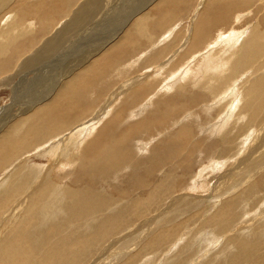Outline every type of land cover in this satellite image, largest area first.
Masks as SVG:
<instances>
[{"label": "rangeland", "instance_id": "obj_1", "mask_svg": "<svg viewBox=\"0 0 264 264\" xmlns=\"http://www.w3.org/2000/svg\"><path fill=\"white\" fill-rule=\"evenodd\" d=\"M6 1L7 2L2 8H0V18L2 17V19H0V30L5 26V23L9 19L8 16L11 13L12 15L10 14L11 16L9 17H11V20L14 22L10 20L9 23L17 22L16 25L18 27L20 26L18 29H22V31L21 29L18 30V34L21 36L23 35V37L27 36L29 39H27L28 43H31L28 44L27 40L24 41L29 47H27V50L23 51L24 53L20 52L23 57L22 55L20 56V54L14 55L15 48H9L10 51L8 50L9 52H7L5 56H2L4 59L0 56V66L4 65V67H0V111H3L0 113L1 117H3V114L5 117L4 111L13 103L14 94H12V92L13 89H16L14 86L15 82H18L21 76L24 75L21 84H18L21 86L22 93L20 92L21 95L17 98L19 103L16 104L15 102L16 105L12 113L15 117L13 122L24 120V118L31 115L36 110L37 107L35 106L40 105L41 102L35 104L34 99H36V96L39 94L41 95L40 92L48 94L49 96L50 94H55L56 87L60 84H58V81L55 83V78L53 77H56V71L54 69H49L48 64L57 63L60 67V59L65 52H67L66 68L68 72L75 66L73 62H75L77 56L81 55L84 50L89 49L91 52L93 50V55L91 58L89 55L87 56V54L82 57H87L86 59L90 58V61L97 59L103 55L104 51L102 52V49L106 50V47L111 43H118L120 39L114 35L118 34L121 38L129 29L136 28V19L141 12L146 10H150L151 13L150 18L152 19L147 23L146 31L152 39L148 41L146 40L148 38L145 37L146 39H144V36L140 38L137 34L136 36L133 33L135 36L133 44L135 45L132 48L129 46L130 50L123 56V60L117 61L118 64L116 66L110 69L107 68L99 74L97 73V69H94V71L91 70L93 71L92 80H88L85 84H82L86 90H83V97H80L82 100L80 99L77 101L79 103L78 105L76 104V109H78L77 111L75 109V111L71 113L72 117L70 121L66 122V128L60 132L57 130V132H54L55 134H51L49 138L47 137L49 140L46 139L42 141L40 145L38 144L36 146L37 148L33 146L18 153L17 157H13L14 159L10 158L9 155L7 157V162L3 164L4 166H0V233H2L0 234V264H62V261L59 260L62 253L63 257L66 254L64 257L66 258V263L64 264H258V262H260L259 264H264V121H262L263 123L260 122V124L253 125L254 127H249V114L245 117V114L242 112V107L241 111L240 109L238 111V107H236L235 110L237 112L235 115L232 104L233 101L228 104V98H231L233 95L231 91L240 90L239 87H241L242 90L240 92H243L245 89L246 93L248 90L251 91L252 83H250V81L254 79L252 76H255V79H257L256 77L260 78L259 76L264 78V68H261L259 65L256 74L250 73L251 70L242 72L244 79L243 77H237L234 82L232 81L234 85L229 82L228 86H222V88H218L217 90H215V86L213 87L214 90H204V87H202V85H204V78H207V75H219L215 73L217 72L215 70L207 72V69H210L211 66L207 62V58H205V53L207 51L212 52L215 59H209V62L216 63L217 60V63L221 64L223 67L227 63L223 51L225 47L227 48L229 46L227 43L229 37L233 35V37L231 36L230 38L234 40L237 39L236 43H238L241 38H245L248 32L246 28L252 23H255V16H257V20L262 19V16H264V7L262 8L263 11H261L258 2L253 0H242L238 13H236L235 18L231 19L230 26L227 28L217 27L216 31L212 33L213 36L211 35L203 46L197 48L190 54L186 50L192 43L194 37L196 20H198V16H200L199 10L205 5L207 0H191L185 9L178 10L175 13V18L170 24L168 23L163 26L160 25V20L165 17L166 13L161 12V10L153 11L155 8L154 4L157 0H124L123 4L122 0H108V10H114L112 6H116L117 9L120 7L117 12L114 11V13L110 15L106 13L108 6L105 7L106 9L102 8L101 11H90L91 9H82L83 7L81 4H83L85 0H71L70 4L66 6V13L64 15L61 14L60 16L62 18L58 21H55L58 12L52 13L51 15L45 13V16L42 12L40 16L39 13H33L31 15L30 13L29 15H23L18 11L14 13L13 9H15V7H12V5L15 6L14 4L17 1H26L27 4L33 5L41 3L42 0ZM143 1L144 5L142 9L136 11V14H133L132 17L127 20V17H129L128 13L123 14L127 11L125 10L126 6L124 7L125 3L129 2L132 4L136 2L139 4ZM246 3L247 5H245ZM92 9L95 8L92 7ZM78 10L82 11L80 18V11L78 12ZM94 12H96V14ZM16 13L17 15H15ZM94 14V22L83 23L86 21L85 18L92 17ZM129 14L131 15V13ZM50 18H52L53 21H51V23ZM43 19H46V21L44 22ZM236 20L240 22V25H238ZM34 22L36 23L34 24ZM43 22L44 24L46 23V27H43ZM25 23H28V25L26 26ZM1 24L4 25L2 26ZM73 24L75 25L74 27ZM173 26L175 29L170 33L169 31L172 30ZM36 27L38 29H36ZM43 28H46L45 32L47 34L44 32ZM261 29L264 30V26ZM34 30L35 32L33 33ZM39 30L43 31V33ZM57 31L59 33L58 35ZM241 31L244 33L239 35ZM227 35H229L228 38L226 37ZM33 37L35 40H33ZM224 37L226 38L224 39ZM47 39H50L51 42H58L59 46L55 50L52 47L54 51L52 49L47 51L48 44H50V41ZM240 42L238 44H240ZM19 43H21V41ZM105 43L106 45L104 46ZM35 44L38 46H35ZM100 44H102L103 47L99 46ZM211 45L215 47H211ZM98 46L100 48L102 47L100 51H98ZM165 47L167 48L164 50L163 54L161 56H156V54ZM94 49L96 50L94 51ZM44 50L46 51L44 52ZM35 51L45 53L46 57H48L47 53L49 52L51 53V58L49 57L50 59L48 62L44 64L42 62L37 67L36 73L28 71L30 69H23L25 70L23 73L19 65L21 64V60L22 62L25 60L26 56H24V54L30 55L33 52L36 53ZM96 51L98 52L96 53ZM219 51H221V53ZM60 54H62V56ZM8 57L9 59H7ZM19 57L21 58L19 59ZM180 58L181 60L178 61ZM70 62L71 64H69ZM15 66L17 69L13 68ZM199 66L201 67L199 68ZM250 68L251 67H247L246 69ZM76 70L77 71L68 73V77L71 78L79 69ZM222 70H224V68ZM222 70L219 72H222ZM8 73H10L11 77ZM31 73L33 74L31 75ZM228 73L229 71L227 74ZM197 74H199V76ZM68 77H66V79ZM96 77H98V79ZM179 79L181 80L179 81ZM50 87H52V89H50ZM236 87H238V89ZM182 88H185L186 91L183 92L184 94H178ZM143 89L147 90L145 94L141 92L144 91ZM229 91L231 94H229ZM129 96L132 97L129 98ZM136 97H138L139 100ZM193 98L194 101H190ZM14 99L16 100V96H14ZM167 100H175L176 103L174 102V104L168 105ZM30 102H32V105ZM216 102L220 103L216 104ZM203 103H211L210 105L215 108H211L209 104L205 105ZM29 104L31 106H29ZM231 106L233 109H230ZM169 107L175 111L170 110V113H167L166 117H160L161 115L159 112L165 110V108V111H168ZM203 107H206L205 110ZM184 109H186V112ZM222 110H226L225 112L230 116L228 122L221 126L222 128L224 126L227 127L226 129L228 130L226 131L216 126L218 128L216 132H219V129L222 131H220L219 135H216L218 134L216 133L214 135L215 137H213L210 135L209 128L213 126V123L216 125L217 122L215 119L221 116ZM99 111L102 115L95 118ZM203 111L206 112V115ZM217 111L220 112L218 113ZM196 112L201 119L196 116ZM185 113H188L187 115L189 117L191 116V118L188 119L189 117ZM201 114L202 116H200ZM214 114H216V116ZM167 115L169 116L167 117ZM193 116L195 117L192 120ZM1 117L0 119L2 120ZM238 117L241 119L239 120ZM197 118L198 120L194 122ZM27 121L28 118L22 122L18 128L9 132L8 137L12 136L11 141L16 138V135L22 133L23 129L21 128H25ZM111 121H114L113 125H111ZM186 121L190 124L188 125ZM238 122L243 133L239 134L237 138L234 136L230 138L235 139L236 142L234 143H237V141L240 142L238 144L240 145L238 150L234 151L236 148V146H234L235 148L232 149L231 155H235L242 149L240 151L242 154L240 153V156L238 155L235 160L241 163V168L236 170L233 167L235 164V161H233L234 158L232 159L229 156L226 157L225 160L230 159V161L224 164V167L218 165V163L220 164V162L223 161V159L220 160L221 153L219 151H221L223 144L219 141V137L221 133L228 137L229 133L236 129L235 126H238ZM240 123H243V125ZM182 125H187L186 132H190V134L188 133L187 135H189L188 140L190 141L191 139V141L187 143V146L180 145L176 137ZM43 127H45V125ZM164 127L166 129H164ZM204 127L205 129H203ZM4 129L5 127L2 128V130ZM103 130L106 132L103 137L106 141L105 145L108 144V146H112L113 141L124 139L122 147H127L126 150L120 147L124 152H122V150H117V152H120V154H118L119 159L113 160L108 168L107 166H95L100 161L95 162L94 160L93 162V160H90L94 157L95 151L98 148L97 147L94 149L95 151L93 150V152H91L89 149L91 143L96 137H100L99 134ZM75 132L78 134L76 135ZM260 137L261 139H259ZM62 140H64L63 144ZM200 141L203 143L198 144L196 149H192L195 148L194 144ZM47 144L51 146L49 145V148H47ZM63 145L66 148H64ZM43 147L47 150L44 151ZM172 147H174V150ZM53 149H56V154L49 153ZM180 149L185 152L182 154V151H179ZM37 150L40 151L41 154L37 152ZM58 150L60 155H57ZM198 150L202 152H198ZM191 151H193V153ZM187 152L188 154H185ZM183 155L186 156L184 157ZM212 155L215 156V159ZM188 162L192 165L190 168L185 167V163ZM248 162L250 164L253 162L251 165L248 164L250 167L247 165ZM254 165L256 168L250 169L251 167H255ZM26 167L29 168L28 171ZM219 167L223 168L218 170ZM154 170L156 172H154ZM222 173H228L231 179L227 185L225 183H219V176H221ZM254 173L255 175H253ZM195 175H198V178L202 176L203 179H198ZM40 176H43V178ZM169 180L172 181L169 182ZM45 181H47V183ZM21 182H23V184H21ZM254 183L255 186L258 187L254 193L257 194L256 197L246 196V192H252L250 188L253 187L252 184ZM48 184H52L53 189L47 192V200H45L46 202L44 205L39 201L35 204L26 201L33 193H38ZM221 184L222 187H224L223 189H215V187H220L219 185ZM11 186L21 188L20 194L18 196L16 195L15 198L9 197L11 196V190L9 189L14 188ZM173 187L175 188L174 190ZM83 188H93V192L98 193L96 195H105L107 197H96L97 199L101 198V200L97 201L95 199L91 204L87 202L85 205L86 208H83V206L81 207L82 215L79 216V207L85 203L80 199ZM70 191H75V194L71 196ZM238 193L240 194L238 195ZM177 195L185 197H181L177 201L175 200ZM225 198L237 199V205L230 215L232 218L230 216V218H224L225 222L228 223L226 229L223 226V228L219 227L218 229V225L221 224V222H217V226H215L214 223L216 221L205 224V222H209L210 219L217 214L223 206L221 203H224L223 199ZM48 201L51 204H46ZM76 201L78 202L76 203ZM81 201L82 204L80 203ZM107 225L109 227H107ZM211 233H213L215 237L214 241L212 240L214 243L208 236L204 237V235H211L213 237ZM205 238L209 239V241L207 240L206 242ZM112 242L113 246L110 245ZM60 245L63 246L61 247ZM64 245L66 246L64 247ZM194 249H196V251ZM237 258H239L240 262H238L239 260Z\"/></svg>", "mask_w": 264, "mask_h": 264}, {"label": "bare ground", "instance_id": "obj_2", "mask_svg": "<svg viewBox=\"0 0 264 264\" xmlns=\"http://www.w3.org/2000/svg\"><path fill=\"white\" fill-rule=\"evenodd\" d=\"M12 1V0H11ZM43 1V0H42ZM41 1V3H36V4H33V5H29V4H27L26 3V1H21V2H19V1H17V2H15V6H13L12 5V7H15V9H13L14 10V13L15 12H19V13H22L23 15H29V13H30V15L31 14H33V13H39V16L40 15H46V14H48V15H51L52 13H56V12H58L56 15H57V17H56V20L55 19H53V20H55V21H58V20H60L62 17L60 16L61 14L62 15H64L65 13H66V6H68L69 4H70V2H71V0H49V1H47V0H44L43 2ZM191 0H157L156 2H155V8L153 9V11H160L161 10V12H164V13H166V15H165V17H163L161 20H160V25H167L168 23L170 24V22H172L173 21V19L175 18L174 17V15H175V13L178 11V10H182V9H185L186 7H187V5H189V2H190ZM204 1V0H203ZM242 0H207L206 1V3H205V5L199 10V13H200V16H198V20H196V25H195V32H194V37H193V40H192V43L188 46V48H187V52L188 53H193L197 48H199V47H201V46H203V44L207 41V39L209 38V37H211V35H212V33H213V31H216V28L218 27H222V28H227L228 26H230V24H231V19H233V18H235V15H236V13H238V9H239V7L241 6V4H240V2H241ZM253 1H256V2H258L260 5H259V9L261 10V11H263V7H264V0H253ZM7 1L6 0H0V8H2V6L6 3ZM30 2V1H29ZM193 2V1H192ZM245 2V1H244ZM251 2V1H250ZM124 3V0H122V4ZM249 3V2H248ZM10 4V3H9ZM13 4V3H12ZM138 3H136V2H133L132 4H130L129 2H126L125 3V5H124V7L126 6V8H125V10H127L126 12H124L123 14H127L128 13V15H129V17H127V20L128 19H130L131 17H132V15L133 14H136V11H139L140 9H142V7H143V5H144V1L142 2V3H139L138 5H137ZM234 4H236V5H234ZM8 5V4H7ZM245 5H247V3L245 4ZM251 5V4H250ZM80 6V5H79ZM81 6L83 7L82 9H87V10H90V11H97V10H99V11H101L102 10V8H104V9H106L105 7H107V10H108V8H109V1L108 0H85L84 2H83V4H81ZM112 6V5H111ZM128 6H130V7H128ZM9 7H10V5H9ZM11 7V8H12ZM92 7L93 8H95V9H92ZM113 8H114V10H111V9H109L108 11L106 10V13L107 14H112V13H114V11L115 12H117V10L120 8H118L117 9V7L115 6H112ZM111 7V8H112ZM154 7V6H153ZM235 7V8H234ZM4 8V7H3ZM7 8H8V6H7ZM158 8H160V9H158ZM62 9V10H61ZM81 10V9H80ZM80 10H78V12L80 11ZM8 11V10H7ZM98 11V12H99ZM134 11V12H133ZM244 11V10H243ZM9 12V11H8ZM41 12H42V14H41ZM76 12H77V10H76ZM84 12V11H83ZM122 12V11H121ZM4 13V12H3ZM46 13V14H45ZM82 13V11H80V13H79V18H80V14ZM87 13H89V12H87ZM95 14H96V12H94ZM129 13H131V15L129 14ZM5 14V13H4ZM11 14V13H10ZM9 14V16H11ZM77 14V13H76ZM95 14L92 16V17H88V18H85V20L86 21H84L83 23H92V21L94 22V16H95ZM170 14V15H169ZM15 15H17V13L15 14ZM83 15V14H82ZM90 15V14H89ZM150 15H151V13H150V10H146V11H143V12H141L140 13V15L138 16V18L136 19V28H134V29H129L125 34H123L122 35V37L120 38V36L118 35V34H116V35H114L115 37L117 36L120 40L118 41V43H111L109 46H107L106 47V50H103L102 49V44H100L99 46H102L101 48L98 46V51H100L101 49H102V52H103V55L102 56H100V57H98L97 59H94V60H91L90 61V58H91V56L93 55L92 54V52H93V50H92V52H91V50H84L83 52H82V54L81 55H78L77 56V54H76V56H77V58H76V60H75V62H73V63H75V66L73 67V68H71L69 71L70 72H73V71H77L76 69H79L78 70V72L77 73H75L74 75H72V77L71 78H69L68 76L69 75H67L68 73H70V72H68V69L66 68V53L67 52H65L64 53V55L62 56V54H60L61 56H62V58L60 59V67H59V65L56 63V64H54V63H47L48 64V68L49 69H54L55 71H56V77H53V78H55V83L58 81V84H60L58 87H56V90H55V94H50V96L48 95V94H45V93H43V92H40L41 93V95L39 94L38 96H36V99H34L35 100V104H37L38 102H41L40 103V105H36L35 107H37L36 108V110L31 114V115H29V116H27L26 118H24V120H17V122H13L14 120V116H13V109H14V106L16 105V104H18L19 102H18V100H17V98L21 95V93H22V90H21V86H19L20 84H21V82H22V78L24 77V75L23 76H21V78H20V80L18 81V82H15V87H16V89H13V92H12V94H14V96H16V100L14 99V96H13V103L11 104V106L6 110V111H4L5 112V117H4V114L2 115L3 117H1L2 118V120L0 119V130H2V128L3 127H5V129L4 130H2V131H0V166H2L4 163H6L7 162V157L10 155V158H13L14 156L15 157H17V154L18 153H20V152H22V151H24V150H27L28 148H30V147H33V146H37L38 144L40 145L41 144V142L42 141H44V140H49L48 138H49V136H51V134H53L54 132H57V130H58V132H60L61 130H63L64 128H66V122H68V121H70L71 119V117H72V115H71V113H73V111H75V109H76V104L78 105V103L79 102H77V101H79L81 98L80 97H83V93H84V91L83 90H86V88L85 87H83L82 86V84H85L88 80H92V72L94 71V69H97V73L99 74V73H101L102 71H104V70H106L107 68L108 69H110L111 67H114V66H116L117 64H118V62L117 61H119V60H123V56L125 55V54H127L128 52L127 51H129L130 50V47L132 48L135 44H133L134 43V40H135V36L134 35H138L140 38H142L143 36H144V39H146V38H148V39H146V40H151L152 38H151V36L150 35H148V33H147V31H146V27H147V23L149 22V20L150 19H152V18H150ZM258 15V14H257ZM3 16V15H2ZM8 16V21L5 23V26L4 27H2L1 29L2 30H0L1 32H0V56L2 57L3 55L5 56V54L7 53V52H9L10 50H9V48H15L14 49V55L15 54H17V55H19L20 54V52H23V51H25V50H27V47H29L28 46V44H31V43H28V37L27 36H25V37H23V35L21 36L20 34H18L19 32H18V30H20V29H18L19 27L16 25L17 24V22H15V23H12V22H14V21H12L11 19V17H9ZM76 16V15H75ZM14 17V16H13ZM20 17H21V15H20ZM25 17V16H24ZM32 17V16H31ZM256 17V19H255V23H252L251 25H249L248 26V28H246V30L248 31L247 32V35H246V33H245V35H246V37L245 38H241L240 39V41H238V43L240 42V44H238V43H236V40L237 39H232V38H230L231 36L233 37V35H231L230 37H229V35H227L226 37L228 38L229 37V41H227V43L229 44V46L226 48H224V56L226 57V61H227V63L222 67V65L221 64H218L217 63V60H216V63H212L211 61L209 62V59H213L214 58V55H213V53L212 52H210V51H207L206 53H205V58H207V62L210 64V66H211V68L210 69H207V72H211V71H213V70H215V71H217V72H215V73H218L219 75H207V78H204V85H202V87H204V90H206V89H212V90H214V86L216 87L215 88V90H217L218 88H222V86L223 87H225V86H228V83L230 82V83H232V81L234 82L235 81V79L237 78V77H243V79H244V75L242 74V72H246V71H249V70H251L250 71V73H253V74H256L257 72L256 71H258V67H259V65H260V67L261 68H264L263 67V65H264V30L263 29H261L263 26H264V16H262V19H260V20H257V16H255ZM3 18H4V16H3ZM7 18V17H6ZM33 18V17H32ZM43 18V17H42ZM53 18V17H52ZM52 18H50L51 20H50V23H51V21H52ZM72 18V17H71ZM76 18V17H75ZM120 18V17H119ZM0 19H2V17L0 18ZM17 19V18H16ZM22 19H23V17H22ZM39 19H41V18H39ZM84 19V18H83ZM12 21V22H10L9 23V21ZM20 20V19H19ZM25 20V19H24ZM74 20V19H73ZM79 20V19H78ZM120 20V19H119ZM30 21V20H29ZM33 21V20H32ZM42 21V20H41ZM43 21L45 22L46 21V19L44 20L43 19ZM74 21H76V20H74ZM80 21V20H79ZM122 21V20H121ZM237 21V20H236ZM44 22L42 23V24H44ZM53 22V21H52ZM234 22V21H233ZM238 22V21H237ZM3 23H4V19H3ZM36 22H34V24H35ZM63 23V22H62ZM82 23V22H81ZM21 24V23H20ZM46 24V23H45ZM45 24H44V26L43 27H46L45 26ZM54 24V23H53ZM2 25V24H1ZM4 25V24H3ZM2 25V26H3ZM25 25L27 26L28 25V23H25ZM65 25V24H64ZM70 25V24H69ZM159 25V26H160ZM238 25H240V22H238ZM23 26V25H22ZM34 26V25H33ZM36 26V25H35ZM42 26H40V27H42ZM75 25L73 24V27H74ZM29 27H31V26H29ZM50 27V26H49ZM55 27V26H54ZM24 28V27H23ZM27 28V27H26ZM35 28V27H34ZM51 28V27H50ZM62 28V27H61ZM239 28V27H238ZM36 29H38L37 27H36ZM41 29V28H40ZM44 29V28H43ZM46 29V28H45ZM44 29V32L46 31ZM48 29V28H47ZM76 29V28H75ZM175 29V27L173 26L172 27V30L171 31H169L170 33H172V31ZM240 29V28H239ZM26 30H29V29H26ZM31 30H32V28H31ZM30 30V31H31ZM49 30V29H48ZM73 30V29H72ZM77 30V29H76ZM245 30V29H244ZM246 30H245V32H246ZM21 31H22V29H21ZM39 31H41V30H39ZM61 31V30H60ZM65 31V30H64ZM233 31V30H232ZM236 31V30H235ZM238 31V30H237ZM27 32V31H26ZM35 32V30L33 31V33ZM42 33H43V31H41ZM40 32V33H41ZM75 32V31H74ZM28 33H30V32H28ZM41 33V34H42ZM46 33V32H45ZM67 33H68V31H67ZM71 33V32H70ZM133 33H134V35H133ZM240 34L239 35H241V33H244V32H239ZM37 34H38V32H37ZM36 34V35H37ZM47 34V33H46ZM45 34V35H46ZM49 34V33H48ZM51 34V33H50ZM55 34V33H54ZM59 33H58V31H57V35H58ZM237 34H238V32H237ZM30 35V34H29ZM34 35V34H33ZM35 35V36H36ZM136 35V36H137ZM243 35V34H242ZM21 36V37H20ZM38 36V35H37ZM51 36V35H50ZM60 36V35H59ZM66 36H67V34H66ZM69 36H70V34H69ZM213 36V35H212ZM244 36V35H243ZM30 37H32V36H30ZM39 37H40V34H39ZM42 37H43V35H42ZM81 37V36H80ZM146 37V38H145ZM165 37V36H164ZM226 37H224V39L226 38ZM236 37V36H235ZM34 38V37H33ZM32 38V39H33ZM41 38V37H40ZM167 38V37H166ZM28 39V40H27ZM54 39V38H53ZM221 39H222V37H221ZM223 39V40H224ZM18 40H19V42L21 41V43H19L18 42ZM25 40H27V43L28 44H26V42H24ZM33 40H35V38L33 39ZM40 40V39H39ZM44 40H45V38H44ZM48 40V39H47ZM22 41H23V43H22ZM30 41H31V39H30ZM37 41V40H36ZM49 41H50V39H49ZM219 41V40H218ZM222 41V40H221ZM32 42H34V41H32ZM42 42V41H41ZM47 42V41H46ZM45 42V43H46ZM100 42V41H99ZM37 43V42H36ZM50 44H48V47H49V49H48V47H47V51L48 50H51L52 49V47H53V49L55 50L58 46H59V44H58V42H56V41H54V42H49ZM231 43V44H230ZM40 44V43H39ZM43 44V43H42ZM88 44V43H87ZM90 44V43H89ZM132 44V45H131ZM171 44V43H170ZM169 44V45H170ZM214 44V43H213ZM37 44H35V46H36ZM106 45V43L104 44V46ZM122 45V46H121ZM172 45V44H171ZM34 46V47H35ZM38 46V45H37ZM95 46V45H94ZM130 46V47H129ZM212 46H214V45H211V47ZM84 47V46H83ZM123 47V48H122ZM215 47V46H214ZM31 48H32V46H31ZM90 48V47H89ZM94 48H97V47H94ZM166 48L167 47H165V48H163L162 50H160V52H158L157 54H156V56L158 55V56H161L162 54H163V52H164V50H166ZM169 48V47H168ZM171 48V47H170ZM52 49V50H53ZM93 49V48H92ZM9 50V51H8ZM21 50V51H20ZM31 50V49H30ZM53 50V51H54ZM96 49H94V51H95ZM219 50H221V49H219ZM29 51V50H28ZM46 50H44V52H45ZM58 51V50H57ZM67 51V50H66ZM74 51H76V50H74ZM98 51H96V53L98 52ZM108 51V52H107ZM13 52V51H12ZM36 52V51H35ZM39 52V51H38ZM36 52V53H32V54H30V55H25L24 54V56H26L25 57V60L22 62V60H21V64L19 65V68L20 69H30V70H28V71H32L33 73H36V69H37V67L43 62V64L45 63V62H48V60L51 58V53H47V55H48V57H46V55H45V53H41V52ZM56 52V51H55ZM79 52V51H78ZM213 52H214V50H213ZM220 53H221V51H219ZM222 52V53H223ZM24 53V52H23ZM76 53V52H75ZM90 53V54H89ZM96 53H94V54H96ZM38 54V55H37ZM87 54V56L89 55L90 56V58L89 59H86L87 57H82V56H84V55H86ZM176 54V53H175ZM195 54V53H194ZM193 54V55H194ZM22 54H20V56H21ZM50 55V56H49ZM192 55V56H193ZM22 57H23V55H22ZM50 57V58H49ZM55 57V56H54ZM196 57V56H195ZM3 58V57H2ZM12 58V57H11ZM10 58V59H11ZM21 57H19V59H20ZM84 58V59H83ZM158 58V57H157ZM4 59V58H3ZM7 59H9V57L7 58ZM73 59H75V58H73ZM197 59V58H196ZM215 59V58H214ZM181 60V58L178 60V61H180ZM221 60V59H220ZM225 60V59H224ZM4 61V60H3ZM7 61V60H6ZM5 61V62H6ZM11 61H13V60H11ZM10 61V62H11ZM54 61H56V60H54ZM225 61V62H226ZM0 62H1V58H0ZM10 62H9V64H10ZM220 62V61H219ZM224 62V61H223ZM222 62V63H223ZM65 63V64H64ZM89 63H90V65H89ZM202 63V62H201ZM1 64V63H0ZM69 64H71V62L69 63ZM87 64V65H86ZM14 65V64H13ZM58 65V66H57ZM1 66H3L4 67V65H1ZM0 66V67H1ZM10 66V65H9ZM17 66V65H16ZM16 66L15 67H13L14 69L16 68ZM57 66V67H56ZM71 66V65H70ZM202 66V65H201ZM201 66H199V68L201 67ZM12 67V66H11ZM247 67H251L250 69H246ZM18 68V69H19ZM224 68V70H222ZM10 69V68H9ZM13 69V70H14ZM17 69V68H16ZM48 69V70H49ZM201 69H203V68H201ZM6 70V69H5ZM5 70H4V73H5ZM21 70V71H22ZM91 70H93V71H91ZM220 70H222V72H219ZM10 71V70H9ZM16 71V70H15ZM18 71V70H17ZM20 71V70H19ZM24 71L25 70H23L22 72L24 73ZM229 71V73L227 74V72ZM12 72V71H11ZM10 72V73H11ZM187 72V71H186ZM10 73H8L9 74V76H10ZM14 73V72H13ZM30 73V72H29ZM33 73H31V75L33 74ZM178 73H179V71H178ZM181 73H182V69H181ZM188 73V72H187ZM203 73V72H202ZM221 73V74H220ZM8 74H7V76H8ZM53 74V73H52ZM177 74V73H176ZM252 74V75H253ZM2 75V74H1ZM11 75H12V73H11ZM198 76H199V74H197ZM15 76V75H14ZM25 76H28V75H25ZM95 76V75H94ZM179 76V75H178ZM178 76H175V77H178ZM251 76V75H250ZM259 76V75H258ZM11 77V76H10ZM66 77H68L67 79H66ZM82 77V78H81ZM254 79L253 80H251V79H249V80H251L250 81V83H252V86H251V88H252V90L251 91H249L248 90V92L246 93V89L243 91V92H240V91H242L241 90V87H239L240 88V90L238 89V87H236L238 90H234V92L233 91H231L232 92V97L230 98H228V104H230L231 103V101H233V107H234V109L232 108V106H231V108L230 109H233V110H235V108L236 107H238V111H239V109H240V111H241V107H242V112L245 114V117H247V115L248 116H250L249 117V121H248V126L249 127H254L253 125H255V124H260V122H262V121H264V119H262V118H264V78H261V76H259L260 78H258V77H256L257 79H255V76H252ZM97 79H98V77H96ZM249 78V77H248ZM247 78V79H248ZM15 79V78H14ZM199 79V78H198ZM96 80V79H95ZM181 79H179V81H180ZM246 80V79H245ZM244 80V81H245ZM97 81V80H96ZM3 82V81H2ZM7 82V81H6ZM5 82V83H6ZM246 82V81H245ZM247 82H248V80H247ZM4 83V82H3ZM20 83V84H19ZM55 83H54V85H55ZM175 83H177V82H175ZM194 83H196V82H194ZM242 83V82H241ZM9 84V83H8ZM19 84V85H18ZM153 84V83H152ZM233 84V83H232ZM231 84V85H232ZM237 84H240V83H237ZM195 85V84H194ZM234 85V84H233ZM56 86V85H55ZM185 86V85H184ZM242 86V85H241ZM38 87V86H37ZM43 87V86H42ZM48 87V86H47ZM53 87V86H52ZM52 87H50V89H52ZM233 87V86H232ZM13 88V87H12ZM129 88V87H128ZM246 88H247V86H246ZM139 89H140V87H139ZM145 89H146V87H145ZM171 89V88H170ZM232 89V88H231ZM244 89V88H243ZM144 90V89H143ZM151 90V89H150ZM211 90V91H212ZM225 90V89H224ZM126 91V90H125ZM139 91V90H138ZM145 91H147V90H144V91H141V92H144L143 94H145ZM184 91H186L185 90V88H182V89H180V91H179V93L178 94H182ZM21 92V93H20ZM231 92L229 91V94H231ZM26 93V92H25ZM24 93V94H25ZM47 93V92H46ZM86 93V92H85ZM140 93V92H139ZM147 93V92H146ZM192 93V92H191ZM218 93V92H217ZM222 93V92H221ZM116 94V93H115ZM184 94V93H183ZM219 94V93H218ZM27 95V94H26ZM51 95H53V96H51ZM132 95V94H131ZM220 95V94H219ZM223 95V94H222ZM228 95V94H227ZM44 96V97H43ZM117 96V95H116ZM133 96V95H132ZM132 96H129V98L130 97H132ZM137 96V95H136ZM143 96V95H142ZM230 96V95H229ZM24 97H25V95H24ZM29 97V96H28ZM109 97H110V95H109ZM135 97V96H134ZM141 97V96H140ZM139 97V98H140ZM186 97H187V95H186ZM221 97V96H220ZM51 98V99H50ZM137 99H138V97H136ZM142 98V97H141ZM32 99V98H31ZM50 99V100H49ZM145 99V98H144ZM24 100V99H23ZM49 100V101H48ZM82 100V99H81ZM130 100V99H129ZM136 100V99H135ZM139 100V99H138ZM138 100H136V101H138ZM177 100V99H176ZM220 100V99H219ZM218 100V101H219ZM227 100V99H226ZM43 101V102H42ZM110 101V100H109ZM126 101H127V99H126ZM142 101H143V99H142ZM190 101H194V98L193 99H191ZM15 102H16V104H15ZM167 102H168V105H171V104H174V102H175V100H167ZM208 102V101H207ZM227 102V101H226ZM44 103V104H43ZM138 103V102H137ZM176 103V102H175ZM185 103V102H184ZM214 103V102H213ZM212 103V104H213ZM217 103H220V102H216V104ZM30 104L32 105V102H30ZM29 104V106H31ZM114 104V103H113ZM203 104H205V105H208L209 103H203ZM211 104V103H210ZM209 104V105H210ZM215 104V105H216ZM235 104V105H234ZM242 104V105H241ZM80 105V104H79ZM167 105V106H168ZM219 105V104H218ZM109 106V105H108ZM174 106H176V105H174ZM211 106V108H215V107H212V105H210ZM230 106V105H229ZM111 107V106H110ZM171 107V106H170ZM169 107V108H170ZM208 107V106H207ZM218 107H221V106H218ZM226 107V106H225ZM6 108V107H5ZM168 108V111H165L166 110V108H165V110H161V112H159V114L161 115L160 117H166V114L167 113H170V110H174V109H172L173 108V106H172V108H170L169 109ZM204 108V107H203ZM206 108V107H205ZM205 108H204V110H205ZM209 108V107H208ZM210 108V109H211ZM78 109V108H77ZM77 109H76V111H77ZM107 109V108H106ZM128 109V108H127ZM218 109V108H217ZM223 109V108H222ZM259 109V110H258ZM98 110V109H97ZM111 110V109H110ZM110 110H109V112H110ZM203 110V109H202ZM208 110V109H207ZM207 110H206V112H207ZM212 110V109H211ZM211 110H209V111H211ZM25 111V110H24ZM175 111V110H174ZM184 111L186 112V109H184ZM183 111V112H184ZM195 111V110H194ZM193 111V112H194ZM215 111V110H214ZM221 111V110H220ZM220 111H217L218 113L220 112ZM223 111V110H222ZM226 111V110H225ZM225 111H223L222 112V114H221V116L219 117L218 115V119H215L216 120V125H214V123L212 124L213 126L211 127V128H209L210 129V135L211 136H213V137H215L214 135L216 134V133H218V134H216V135H219V133H220V131H222V130H220L219 129V132H216V130H218V128H221V129H225L226 131L228 130V129H226L227 127H221V126H223L224 124H226L227 122H228V120L230 119V116H228L227 114V112H225ZM1 112H3V111H0V113ZM32 112V111H31ZM203 112H205V111H203ZM202 112V113H203ZM206 112H205V115H206ZM211 112H213V111H211ZM228 112H229V110H228ZM234 112V111H233ZM236 110H235V115H236ZM27 113V112H26ZM106 113V112H105ZM120 113V112H119ZM192 113V112H191ZM199 113V112H198ZM201 113V112H200ZM215 113V112H214ZM241 113V112H240ZM240 113H237V114H240ZM25 114V113H24ZM186 114V113H185ZM188 114V113H187ZM186 114V115H187ZM195 114H197V112L195 113ZM194 114V115H195ZM210 114V113H209ZM217 114V113H216ZM216 114H214L215 116H216ZM22 115V114H21ZM28 115V114H27ZM78 115V114H77ZM102 114H101V112L99 111L98 112V115L95 117V118H98L99 116H101ZM108 115V114H107ZM185 115V116H186ZM241 115H243V114H241ZM169 115H167V117H168ZM184 116V115H183ZM184 116V117H185ZM188 116V115H187ZM186 116V117H187ZM197 117H198V114L196 115ZM200 116H202V114L200 115ZM212 116V115H211ZM240 116V115H239ZM79 117V116H78ZM184 117H183V119H184ZM189 117V116H188ZM194 117L195 116H193V118H192V120L194 119ZM241 117V116H240ZM244 117V116H243ZM27 118H28V121H27V124H26V126H25V128H21V129H23L22 130V133L21 134H19V135H16V138L13 140V141H11L12 140V136H10V137H8V135H9V132H12L15 128H18L20 125H21V123L22 122H24L25 120H27ZM117 118V117H116ZM162 118V119H163ZM181 118H182V116H181ZM180 118V119H181ZM191 118V116L188 118V119H190ZM199 118V117H198ZM198 118L197 119H195L194 120V122H196V120H198ZM214 118V117H213ZM212 118V119H213ZM216 118V117H215ZM221 118V119H220ZM239 118V117H238ZM103 119H105V118H103ZM103 119H102V121H103ZM166 119V118H165ZM199 119H201V117L199 118ZM211 119V120H212ZM237 119V118H236ZM235 119V120H236ZM241 118H239V120H240ZM245 119V118H244ZM247 119V118H246ZM74 120V119H73ZM78 120V119H77ZM100 120V119H99ZM117 120V119H116ZM145 120V119H144ZM182 120V119H181ZM181 120H180V122H181ZM187 120V119H186ZM234 120V121H235ZM243 120V119H242ZM259 120V121H258ZM79 121V120H78ZM101 121V122H102ZM184 121V120H183ZM85 122H87V121H85ZM84 122V123H85ZM161 122H162V120H161ZM163 122H165V121H163ZM174 122V121H173ZM180 122H179V124H180ZM185 122V121H184ZM211 122V121H210ZM99 123H100V121H99ZM113 123H114V121H111V125H113ZM186 123H187V121H186ZM209 123V122H208ZM245 123V122H244ZM263 123V122H262ZM147 124V123H146ZM161 124V123H160ZM162 124H164V123H162ZM188 125L190 124V123H187ZM221 124V125H220ZM239 124V122L237 123V125ZM241 124V123H240ZM45 125V127H43ZM99 125V124H98ZM109 125H110V123H109ZM166 125V124H165ZM184 125V124H183ZM182 125V127H181V130L178 132V134L176 135V137H177V139H178V142H179V144L180 145H186L187 146V143H189L190 141H191V139H190V141L188 140L189 139V135H187L188 133L190 134V132L188 131V132H186V127H187V125H185V126H183ZM205 125V124H204ZM241 125H243V123L241 124ZM164 126V125H163ZM168 126V125H167ZM216 126H219L218 128L216 127ZM239 126V127H238ZM237 127L235 126V130L234 131H232L231 133H229V136L228 137H226L224 134H220V137L219 136H217V137H219V141L220 142H222V149H221V151H219L220 153H221V158H220V160L221 159H223V161L222 162H220V164L218 163V165L220 166H223L224 164H226V163H228L229 161H230V159H227V160H225V158L226 157H231L232 159H233V161H235L236 160V158L238 157V155L241 153L242 154V152H235L234 154L235 155H231V153H232V149L233 148H235L234 146H236V148L234 149V151L235 150H238V148H239V146L240 145H238L240 142L239 141H237V143H234V142H236L235 141V139H230L231 138V136H234V137H236L237 138V136L239 135V134H241V133H243V131H242V128H240V125H238ZM264 126V125H263ZM93 127V126H92ZM216 127V128H215ZM106 128V127H105ZM207 128V127H206ZM260 128V127H259ZM92 129H94V128H92ZM164 129H166L165 127H164ZM188 129V128H187ZM203 129H205V127L203 128ZM256 129H257V127H256ZM261 129V128H260ZM86 130V129H85ZM140 130V129H139ZM247 130V129H246ZM43 131V132H42ZM44 131H46V132H44ZM84 131V130H83ZM83 131H82V133H83ZM107 131V130H106ZM164 131V130H163ZM167 131V130H166ZM42 132V133H41ZM72 132V131H71ZM79 132V131H78ZM105 131L103 130L102 132H100V134H99V136L100 137H96L93 141H92V143H91V146H90V150H91V152H93V150L94 149H96L97 147V149H96V151H95V155H94V157H92L90 160H93V162H94V160H95V162H98V161H100L99 163H97L95 166H97L98 165V167H104V166H107V168L109 167V165L110 164H112V161L113 160H115V159H119V155L118 154H120V150H122L120 147H122L123 145H122V143H123V140L124 139H117V140H115V141H113V144H112V146H108V144L107 145H105V143H106V141H105V138L103 139V137H104V135L106 134V132L104 133ZM108 132V131H107ZM119 132V131H118ZM203 132V131H202ZM207 132V131H206ZM261 132H262V130H261ZM88 133V132H87ZM226 133V132H225ZM249 133V132H248ZM252 133H254V132H252ZM260 132L258 131V134H259ZM43 134V135H42ZM55 134V133H54ZM75 134H76V132H75ZM78 134V133H77ZM76 134V135H77ZM86 134V133H85ZM245 134V133H244ZM60 135V134H59ZM74 135V134H73ZM72 135V136H73ZM90 135V134H89ZM260 135V134H259ZM262 135V134H261ZM88 136V135H87ZM194 136V135H193ZM211 136H210V138H211ZM258 136V135H257ZM14 137V136H13ZM48 137V138H47ZM65 137V136H64ZM79 137V136H78ZM123 137V136H122ZM242 137V136H241ZM259 137V136H258ZM257 137V138H258ZM66 138V137H65ZM80 138H83V137H80ZM149 138V137H148ZM169 138V137H168ZM63 139V138H62ZM76 139H77V137H76ZM79 139V138H78ZM212 139V138H211ZM240 139H242V138H240ZM245 139V138H244ZM243 139V140H244ZM254 139H255V137H254ZM259 139H261V137L259 138ZM263 139V138H262ZM65 140V139H64ZM64 140H62V144H63V141ZM81 140V139H80ZM253 140V139H252ZM197 141V140H196ZM215 141H216V139H215ZM242 141V140H241ZM250 142H252L251 140H249ZM68 142H69V140H68ZM245 142H247V141H245ZM254 142V141H253ZM262 142V141H261ZM10 143H12V144H10ZM108 143V142H107ZM193 143V142H192ZM203 142H196L194 145H195V148H192V149H196V146L198 145V144H202ZM249 143V142H248ZM246 144V143H245ZM250 144V143H249ZM249 144H247V145H249ZM253 144V143H252ZM261 144H263V143H261ZM48 145V144H47ZM50 145V144H49ZM49 145L47 146V148H49ZM120 145V146H119ZM169 145V144H168ZM190 145V144H189ZM215 145H216V143H215ZM219 145V144H218ZM246 145V146H247ZM46 146V145H45ZM51 146V145H50ZM64 146V145H63ZM243 146V145H242ZM253 146V145H252ZM255 146V145H254ZM57 147V146H56ZM55 147V148H56ZM180 147V146H179ZM194 147V146H193ZM198 147V146H197ZM215 147V146H214ZM217 147V146H216ZM37 148V147H36ZM46 148V147H45ZM64 148H66L65 146H64ZM123 149H127V147L126 146H124V147H122ZM173 148V150H174V147H172ZM181 148V147H180ZM185 148V147H184ZM221 148V147H220ZM242 148H244V147H242ZM252 148V147H251ZM35 149V148H34ZM34 149H32V150H34ZM39 149V148H38ZM43 149H44V147H43ZM52 149V148H51ZM57 149V148H56ZM56 149H53V150H51L49 153L50 154H56V152H55V150ZM73 149V148H72ZM147 149V148H146ZM254 149V148H253ZM252 149V150H253ZM45 150H47V149H44V151ZM117 150H119L118 152H117ZM128 150H129V147H128ZM168 150V149H167ZM178 150V149H177ZM201 150V149H200ZM200 150H198V152H202V151H200ZM244 150V149H243ZM249 150V149H248ZM247 150V151H248ZM42 151V150H41ZM78 151V150H77ZM172 151V150H171ZM179 151H182L181 149L179 150ZM233 151V152H234ZM30 152V151H29ZM37 152H40V151H38L37 150ZM122 152H124V150H122ZM128 152V151H127ZM126 152V153H127ZM164 152V151H163ZM185 151H182V154L184 153ZM192 153H193V151H191ZM249 152V151H248ZM251 152V151H250ZM47 153V152H46ZM62 153V152H61ZM129 153V152H128ZM167 153V152H166ZM170 153V152H169ZM210 153H212V152H210ZM215 153V152H214ZM39 154V153H38ZM40 154H41V152H40ZM49 154V155H50ZM60 155V153H59V150H58V153H57V155ZM64 154V153H63ZM122 154H125V153H122ZM185 154H188V152L187 153H185ZM27 155V154H26ZM210 155V154H209ZM214 155V154H213ZM212 155V156H213ZM218 155V154H217ZM255 155V154H254ZM54 156H56V155H54ZM174 156V155H173ZM184 156V155H183ZM186 156V155H185ZM184 156V157H185ZM211 156V157H212ZM240 156V155H239ZM242 156V155H241ZM14 157V158H15ZM125 157V156H124ZM180 157H181V155H180ZM246 157V156H245ZM2 158V159H1ZM9 158V159H10ZM13 158V159H14ZM128 158V157H127ZM213 158L215 159V156H213ZM247 158H248V156H247ZM8 159V160H9ZM97 159V160H96ZM121 159V158H120ZM124 159V158H123ZM168 159V158H167ZM239 159H240V157H239ZM260 159H262V158H260ZM259 159V160H260ZM17 160V159H16ZM127 160V159H126ZM176 160H177V158H176ZM238 160V159H237ZM252 160V159H251ZM254 160V159H253ZM257 160V159H256ZM255 160V161H256ZM120 161V160H119ZM124 161V160H123ZM232 161V160H231ZM134 162V161H133ZM247 162V161H246ZM250 162V161H249ZM247 163V165L248 164H250V163ZM116 163H118V162H116ZM115 163V164H116ZM159 163V162H158ZM231 163V162H230ZM253 163V162H252ZM251 163V164H252ZM260 163V162H259ZM192 164V163H191ZM250 164V165H251ZM153 165H155V164H153ZM255 165H256V162H255ZM254 165V166H255ZM4 166V165H3ZM192 165H190V163L188 162V163H185V167H191ZM249 166V165H248ZM253 166V165H252ZM134 167V166H133ZM137 167V166H136ZM144 167V166H143ZM152 167V166H151ZM224 167V166H223ZM222 167V168H223ZM236 170H238V169H240L241 168V163H238L237 161H235V164H234V166H233ZM245 167V166H244ZM247 167V166H246ZM250 167V166H249ZM261 167H263V166H261ZM27 168V167H26ZM32 168V167H31ZM42 168V167H41ZM111 168V167H110ZM155 168V167H154ZM218 168V167H217ZM220 168L221 167H219V169L218 170H220ZM221 168V169H222ZM227 168V167H226ZM248 168V167H247ZM252 168H256V166L255 167H251L250 169H252ZM259 168H260V166H259ZM28 169L29 168H27L26 170L28 171ZM35 169V168H34ZM203 169V168H202ZM232 169V168H231ZM257 169H258V167H257ZM104 170V169H103ZM140 170V169H139ZM211 170V169H210ZM244 170V169H243ZM246 170V169H245ZM255 170V169H254ZM249 171H251V170H249ZM14 172V171H13ZM37 172V171H36ZM151 172H153V171H151ZM154 172H156L155 170H154ZM234 172V171H233ZM232 172V173H233ZM255 172H257V171H255ZM23 173H24V171H23ZM27 173V172H26ZM46 173V172H45ZM102 173V172H101ZM106 173V172H105ZM164 173V172H163ZM205 173V172H204ZM249 173V172H248ZM252 173H253V171H252ZM36 174V173H35ZM144 175V174H143ZM172 175V174H171ZM221 175V174H220ZM236 175V174H235ZM253 175H255V173L253 174ZM252 175V176H253ZM28 176V175H27ZM35 176V175H34ZM169 176V175H168ZM196 176V178H198L197 176L198 175H195ZM251 176V177H252ZM25 177V176H24ZM31 177V176H30ZM41 178H43V176H40ZM45 177V176H44ZM153 177V176H152ZM26 178V177H25ZM47 178V177H46ZM154 178V177H153ZM172 178V177H171ZM173 178H174V176H173ZM240 178V177H239ZM30 179V178H29ZM198 179H203L202 178V176L200 177V178H198ZM198 179H196V180H198ZM219 179L221 180H219V183L221 182L222 184H228V182L231 180L230 179V177H229V175H228V173H222V175L221 176H219ZM39 180H40V178H39ZM167 180V179H166ZM204 180H205V178H204ZM18 181V180H17ZM24 181H25V179H24ZM33 181V180H32ZM48 181H50V180H48ZM172 181V180H171ZM170 180H169V182H171ZM194 181H195V179H194ZM202 181V180H201ZM19 182V181H18ZM41 182V181H40ZM40 182H38V183H40ZM46 183H47V181H45ZM199 182V181H198ZM251 182V181H250ZM20 183V182H19ZM24 183H26V182H24ZM36 183V182H35ZM49 183V182H48ZM173 183V182H172ZM202 183H203V181H202ZM205 183H207V182H205ZM244 183V182H243ZM21 184H23V182H21ZM37 184V183H36ZM199 184V183H198ZM222 184L221 185H219L220 187H215V189H217V188H224V187H222ZM29 185V184H28ZM27 185V186H28ZM215 185H216V183H215ZM226 185H225V188H226ZM253 185V187H251L250 189H252V192H246V194H243V195H246V196H251V197H256V195L257 194H254L255 193V191H256V189L258 188V187H256L255 186V183L254 184H252ZM166 186V185H165ZM11 187H14V186H11ZM23 187V186H22ZM168 187V186H167ZM26 188H28V187H26ZM20 189L21 188H19V187H14V188H11V189H9V190H11L9 193H10V195L11 196H9L10 198L12 197H14L15 198V196L17 195H19L20 194ZM30 189V188H29ZM51 189H53V185L52 184H48L45 188H42L38 193H33L31 196H30V198L29 199H27L26 201H28L29 203H36V202H41L42 203V205H44V203L46 202L45 200H47V197H46V195H47V192L48 191H51ZM175 188L173 187V190H174ZM206 189V188H205ZM249 189V190H250ZM8 190V191H9ZM171 190V189H170ZM225 190V189H224ZM7 191V192H8ZM25 191V190H24ZM94 190H93V188H91V189H89V188H83V190H82V194H81V200H83V202H85L84 204H82V201L80 202L82 205L79 207V216L80 215H82V212H81V207L83 206V208H86L85 207V205H86V203L87 202H90V204L92 203V202H94L95 201V199L98 201V200H101V198L102 197H107V196H105V195H102V196H98V195H96V194H98V193H96V192H93ZM157 191V190H156ZM200 191V190H199ZM251 191V190H250ZM30 192V191H29ZM71 192V196H73L74 194H75V191H70ZM159 192V191H158ZM23 193V192H22ZM65 193V192H64ZM93 193V194H92ZM150 193V192H149ZM172 193V192H171ZM212 193V192H211ZM235 193V192H234ZM259 193H260V191H259ZM26 194V193H25ZM151 194V193H150ZM194 194V193H193ZM237 194V193H236ZM236 194H235V196H236ZM240 193H238V195H239ZM22 196V195H21ZM27 196V195H26ZM63 196V195H62ZM191 196V195H190ZM203 196V195H202ZM241 196V195H240ZM65 197V196H64ZM96 197H101L100 199H97ZM109 197V196H108ZM149 197H152V196H149ZM182 197V196H181ZM179 195H177L176 197H175V200H179L180 198H181ZM185 197V196H184ZM184 197H182V198H184ZM215 197V196H214ZM234 197V196H233ZM237 197V196H236ZM10 198H8V199H10ZM21 198V197H20ZM71 198V197H70ZM147 198V197H146ZM153 198V197H152ZM202 198H204V197H202ZM218 198V197H217ZM5 199V198H4ZM24 199V198H23ZM73 199V198H72ZM105 199V198H104ZM229 199V200H228ZM6 200V199H5ZM66 200V199H65ZM149 200V199H148ZM151 200V199H150ZM187 200V199H186ZM12 201V200H11ZM172 201V200H171ZM183 201V200H182ZM253 201V200H252ZM25 202V201H24ZM78 201H76V203H77ZM201 202V201H200ZM221 202H222V200H221ZM220 202V203H221ZM223 202L224 203H221V205L223 204V206L220 208V210L217 212V214L215 215V216H213L212 217V219H210V221L209 222H205V224H207V223H213L212 221H216V222H214L215 223V226H217L218 224H217V222H221V224H219L218 225V229H219V227L221 228L222 226L226 229V227H227V225H228V223H226L225 222V220H224V218L225 217H229L232 213H233V210H234V207L237 205V199H235V198H232V199H230V198H225V199H223ZM18 203V202H17ZM16 203V204H17ZM28 203V204H29ZM50 202L48 201V203H46V204H49ZM70 203V202H69ZM173 203V202H172ZM51 204V203H50ZM183 204V203H182ZM23 205V204H22ZM25 205V204H24ZM179 205V204H178ZM215 205V204H214ZM18 206V205H17ZM177 206V205H176ZM19 207V206H18ZM47 207V206H46ZM171 207H173V206H171ZM220 207V206H219ZM238 207V206H237ZM239 207H240V205H239ZM48 208V207H47ZM30 209V208H29ZM190 209V208H189ZM17 210V209H16ZM185 210V209H184ZM241 210H243V209H241ZM187 211V210H186ZM191 212V211H190ZM236 212V211H235ZM1 213V212H0ZM39 213V212H38ZM77 213H78V210H77ZM35 214V213H34ZM51 215V214H50ZM34 216H36V215H34ZM37 217V216H36ZM231 218H232V216H230ZM229 217V218H230ZM156 218V217H155ZM226 219V218H225ZM228 220H230V219H228ZM227 221V220H226ZM15 222V221H14ZM231 222V221H230ZM144 224V223H143ZM234 224V223H233ZM8 225V224H7ZM28 225V224H27ZM32 225V224H31ZM150 225V224H149ZM37 226V225H36ZM107 227H109L108 225H107ZM145 227H147V226H145ZM222 227V228H223ZM41 228V227H40ZM101 228V227H100ZM139 228H141V227H139ZM37 229V228H36ZM111 229V228H110ZM149 229V228H148ZM151 229V228H150ZM42 231V230H41ZM100 231V230H99ZM161 231V230H160ZM164 231V230H163ZM225 231H227V230H225ZM103 232V231H102ZM228 232V231H227ZM207 233V232H206ZM0 234H2V233H0ZM205 234V233H204ZM212 235H213V233H211ZM8 235V234H7ZM13 235V234H12ZM11 235V236H12ZM15 235V234H14ZM10 236V237H11ZM207 237L208 236V238H211L210 240L212 241H214V235H213V237L211 236V235H204V237ZM211 236V237H210ZM264 236V235H263ZM9 237V236H8ZM49 238H50V236H49ZM257 239V238H256ZM200 240H201V238H200ZM207 240L209 241V239H206L205 238V241L207 242ZM38 241V240H37ZM64 241V240H63ZM62 241V242H63ZM212 241V242H213ZM19 242V241H18ZM25 242H26V240H25ZM211 242V243H212ZM221 242V241H220ZM200 243V242H199ZM211 243H209V244H211ZM214 243V242H213ZM212 243V244H213ZM14 244H15V242H14ZM113 244V242L110 244V245H112ZM208 244V245H209ZM230 244V243H229ZM18 245H20V244H18ZM61 246V245H60ZM63 246V245H62ZM61 246V247H62ZM66 245H64V247H65ZM113 246V245H112ZM111 246V247H112ZM240 246V245H239ZM247 246V245H246ZM17 247V246H16ZM54 247V246H53ZM195 247H196V245H195ZM10 248V247H9ZM50 248V247H49ZM200 248V247H199ZM201 248H202V246H201ZM240 248V247H239ZM241 248H242V246H241ZM247 248H248V246H247ZM250 248V247H249ZM15 249V248H14ZM109 249V248H108ZM254 249V248H253ZM6 250H8V249H6ZM32 250V249H31ZM192 250V249H191ZM195 251H196V249H194ZM193 250V251H194ZM201 250V249H200ZM247 250V249H246ZM255 250V249H254ZM18 251H19V249H18ZM17 251V252H18ZM27 251V250H26ZM46 251V250H45ZM183 251H186V250H183ZM198 251V250H197ZM242 251V250H241ZM4 252V251H3ZM10 252V251H9ZM217 252V251H216ZM62 253V252H61ZM64 253H65V251H64ZM206 253H208V252H206ZM205 253V254H206ZM248 253V252H247ZM7 254V253H6ZM5 254V255H6ZM24 254V253H23ZM28 254V253H27ZM45 254V253H44ZM59 254V253H58ZM57 254V255H58ZM223 254V253H222ZM55 255V254H54ZM66 255V254H65ZM65 255H64V257H65ZM203 255V254H202ZM225 255V254H224ZM51 256H52V254H51ZM221 256V255H220ZM24 257H25V255H24ZM63 257V253L60 255V257H59V260L60 261H62V264H64V263H66V258H64ZM240 257V256H239ZM9 258V257H8ZM69 258V257H68ZM56 259V258H55ZM238 260H239V258H237ZM241 259V258H240ZM44 260H46V259H44ZM51 260V259H50ZM57 260V259H56ZM257 260V259H256ZM255 260V261H256ZM34 261V260H33ZM47 261V260H46ZM10 262V261H9ZM15 262V261H14ZM17 262H19V261H17ZM32 262V261H31ZM30 262V263H31ZM49 262V261H48ZM52 262V261H51ZM99 262V261H98ZM97 262V263H98ZM233 262V261H232ZM238 262H240V260L238 261ZM44 263V262H43ZM234 263V262H233ZM260 262H258V264H259ZM5 264V263H4ZM11 264V263H10ZM16 264V263H15ZM46 264V263H45ZM208 264V263H207ZM210 264V263H209ZM254 264V263H253Z\"/></svg>", "mask_w": 264, "mask_h": 264}, {"label": "crops", "instance_id": "obj_3", "mask_svg": "<svg viewBox=\"0 0 264 264\" xmlns=\"http://www.w3.org/2000/svg\"><path fill=\"white\" fill-rule=\"evenodd\" d=\"M49 41V40H48Z\"/></svg>", "mask_w": 264, "mask_h": 264}]
</instances>
